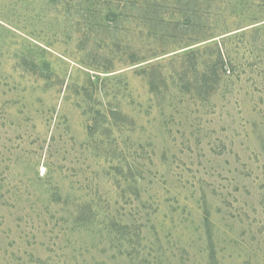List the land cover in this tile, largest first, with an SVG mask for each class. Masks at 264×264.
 <instances>
[{"label":"rangeland","instance_id":"1","mask_svg":"<svg viewBox=\"0 0 264 264\" xmlns=\"http://www.w3.org/2000/svg\"><path fill=\"white\" fill-rule=\"evenodd\" d=\"M0 264H264V0H0Z\"/></svg>","mask_w":264,"mask_h":264},{"label":"trees","instance_id":"2","mask_svg":"<svg viewBox=\"0 0 264 264\" xmlns=\"http://www.w3.org/2000/svg\"><path fill=\"white\" fill-rule=\"evenodd\" d=\"M218 60L221 62L222 65L225 64V61H224V54H222V52L219 50L218 52ZM227 61V60H226ZM228 63V62H227ZM227 70H229V67L227 68ZM204 77H208V75L210 74V72H208V75H205L204 73H202Z\"/></svg>","mask_w":264,"mask_h":264}]
</instances>
